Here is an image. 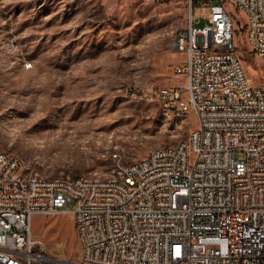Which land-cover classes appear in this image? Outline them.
Masks as SVG:
<instances>
[{"label": "built area", "instance_id": "2783aa9c", "mask_svg": "<svg viewBox=\"0 0 264 264\" xmlns=\"http://www.w3.org/2000/svg\"><path fill=\"white\" fill-rule=\"evenodd\" d=\"M227 2L264 61V0H190L187 25L170 42L185 55L172 67L185 82L143 94L166 119L194 113L197 126L178 145L120 168L113 184L25 175L20 159L0 151V264H264V86L234 51ZM67 214L78 260L33 236L36 216Z\"/></svg>", "mask_w": 264, "mask_h": 264}, {"label": "rangeland", "instance_id": "374dc122", "mask_svg": "<svg viewBox=\"0 0 264 264\" xmlns=\"http://www.w3.org/2000/svg\"><path fill=\"white\" fill-rule=\"evenodd\" d=\"M190 9V0H0V151L20 159L25 175L108 180L187 139L194 113L166 119L143 94L185 82L172 69L185 57L170 42ZM226 10L234 51L264 86V61L251 52L245 18L230 2ZM195 12L208 17L210 8ZM33 236L78 260L71 215L36 216Z\"/></svg>", "mask_w": 264, "mask_h": 264}, {"label": "bare ground", "instance_id": "6f19581e", "mask_svg": "<svg viewBox=\"0 0 264 264\" xmlns=\"http://www.w3.org/2000/svg\"><path fill=\"white\" fill-rule=\"evenodd\" d=\"M164 113V111H163ZM170 118L172 119H182V112H170ZM13 157V156H9ZM13 159H18L16 157H13ZM84 182H90V183H104V184H113L115 182V177L113 179H108V180H94V179H87V178H82Z\"/></svg>", "mask_w": 264, "mask_h": 264}, {"label": "crops", "instance_id": "0c3cea01", "mask_svg": "<svg viewBox=\"0 0 264 264\" xmlns=\"http://www.w3.org/2000/svg\"><path fill=\"white\" fill-rule=\"evenodd\" d=\"M173 54H177V53H173ZM181 55H183V54H181ZM184 57H185V55H183ZM185 60H186V58H185ZM185 62V61H184ZM184 62H182V63H184ZM177 64H180V63H177ZM179 83V82H178Z\"/></svg>", "mask_w": 264, "mask_h": 264}, {"label": "snow or ice", "instance_id": "6c2138e0", "mask_svg": "<svg viewBox=\"0 0 264 264\" xmlns=\"http://www.w3.org/2000/svg\"><path fill=\"white\" fill-rule=\"evenodd\" d=\"M29 67H31L30 65H29ZM177 254H179V250L177 249Z\"/></svg>", "mask_w": 264, "mask_h": 264}]
</instances>
